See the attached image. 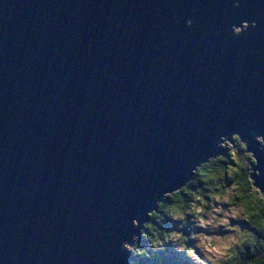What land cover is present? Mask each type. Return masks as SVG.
<instances>
[{"label": "water", "instance_id": "water-1", "mask_svg": "<svg viewBox=\"0 0 264 264\" xmlns=\"http://www.w3.org/2000/svg\"><path fill=\"white\" fill-rule=\"evenodd\" d=\"M253 126L264 0H0V264H123L130 220L222 134L264 191Z\"/></svg>", "mask_w": 264, "mask_h": 264}, {"label": "clouds", "instance_id": "clouds-1", "mask_svg": "<svg viewBox=\"0 0 264 264\" xmlns=\"http://www.w3.org/2000/svg\"><path fill=\"white\" fill-rule=\"evenodd\" d=\"M240 4L232 0V7ZM193 22L186 18L184 26ZM256 27L255 20L239 19L229 30L237 37ZM250 131L264 153V134L255 126ZM215 149L200 153L184 178L160 191L143 219L130 220L134 231L119 241L130 254L123 264H159L158 254L166 253L179 258L173 264H264V191L253 179L258 160L238 132L220 135Z\"/></svg>", "mask_w": 264, "mask_h": 264}, {"label": "trees", "instance_id": "trees-1", "mask_svg": "<svg viewBox=\"0 0 264 264\" xmlns=\"http://www.w3.org/2000/svg\"><path fill=\"white\" fill-rule=\"evenodd\" d=\"M158 259H159V264H173V262L178 261L179 258L171 255L170 253H166V254H158ZM137 264H156V261L138 259Z\"/></svg>", "mask_w": 264, "mask_h": 264}]
</instances>
